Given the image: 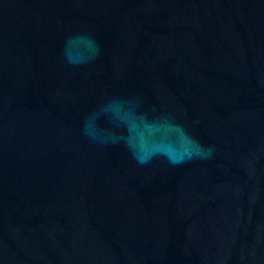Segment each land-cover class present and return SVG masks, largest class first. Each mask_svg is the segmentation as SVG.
<instances>
[{
    "label": "water",
    "instance_id": "water-1",
    "mask_svg": "<svg viewBox=\"0 0 264 264\" xmlns=\"http://www.w3.org/2000/svg\"><path fill=\"white\" fill-rule=\"evenodd\" d=\"M0 264H264V0H0Z\"/></svg>",
    "mask_w": 264,
    "mask_h": 264
}]
</instances>
